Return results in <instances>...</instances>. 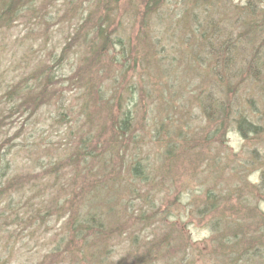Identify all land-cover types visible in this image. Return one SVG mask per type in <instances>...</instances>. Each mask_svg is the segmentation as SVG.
<instances>
[{"label":"rangeland","instance_id":"rangeland-1","mask_svg":"<svg viewBox=\"0 0 264 264\" xmlns=\"http://www.w3.org/2000/svg\"><path fill=\"white\" fill-rule=\"evenodd\" d=\"M46 1L47 4L34 1L32 9L26 11L21 19L7 30H0V73L3 75L0 95L3 85L11 81L20 82L29 69L45 60L48 51L58 52L65 41L64 33H67L70 15L75 11L68 7L69 0ZM86 1L75 9L81 12ZM162 2L161 14H152L151 22L146 21L139 34L138 31L132 33L131 40L142 46L140 51L147 50V44H153L150 51L152 61L132 52L124 56L128 59L121 56L118 62H114L108 76H100L105 97L111 98L114 92L116 98L117 95L122 97L120 80L123 70L120 63L131 64L123 72V83L132 94L129 96L123 91L121 105L126 102L134 117L131 123V135L134 136L129 141L127 138L122 140L125 145L122 150L107 151V158L102 155L106 150H102V145H96L100 136L98 125L110 112L94 110L80 91L68 90L67 63L58 71V77L64 79L61 81L64 98L59 111L66 123L51 126L48 114H52L53 106L45 105L28 118L27 124L26 114L11 117V126H15L16 131L21 124L25 127L11 139L14 147L8 148V142H3L0 181L15 175L33 177L30 176L22 191L0 199V214L7 215L11 207L26 214L40 208L39 216L42 217L38 216L34 222L29 221L25 225H16V229L22 227L23 230L16 231V235L14 233V248L3 250L0 264H140L138 258L148 249L150 251L143 264H181L182 257L189 264H223L229 257L218 254V240L210 224H220L222 232H228L225 224H232L240 232L241 227L244 231L246 224L248 227L253 224L256 230L247 229L246 238L255 245L243 249L236 244L243 249L236 259L242 264H264V238L259 230L264 228V185L260 179L264 170V132L242 137L236 129L240 115L255 119L262 114L261 94L249 85L250 78L239 85L238 92L228 94L225 90L227 84L221 80L219 57L213 53L200 51V56L204 57L199 60L200 64L195 63V59H187L189 44L197 37L179 33L175 25L182 20L184 9L192 4L186 0ZM245 2L218 0L215 9L205 11L201 8L198 22H204L203 12H213L214 18L219 19L221 30L218 31L222 34L215 36L216 47L218 40L227 37L236 44L239 25L229 20L236 10H228V7L240 10L245 8ZM135 3L139 4L137 0H119L117 5L125 9ZM205 5L207 8L211 6ZM193 12L197 15L198 10ZM38 15L44 16L40 20L35 18ZM153 15L158 18H153ZM254 16L257 15L250 18ZM44 20H48L50 25ZM185 20L191 21L192 18ZM165 27L171 28L168 31ZM222 29H228L227 34H223ZM42 32H46V36ZM135 33L138 34L137 39ZM250 45L245 40L237 43L239 61L249 57ZM30 46L32 50L29 51ZM116 56L119 57L118 54ZM70 59L75 63L72 57ZM260 60H264V55ZM191 61L192 65H187ZM113 79L114 86L111 83ZM225 94H228L229 101ZM83 104L88 106V111L82 110ZM224 105L227 114L230 113L228 117L223 112ZM100 108L103 109L102 106ZM2 111L4 108L0 102V113ZM6 129L7 126L1 129L0 141L15 132V129ZM155 130L161 136L160 141H156L157 137L151 140ZM179 133L182 137H175ZM85 134L93 136L89 141L93 149L85 154V158L82 155L72 157L74 145L79 146ZM107 136L108 132H105L104 138ZM57 160L64 161V164L60 166ZM132 165L139 169L136 176L144 175L146 181L132 179ZM110 167L120 179L105 185L103 176ZM82 176L90 178V181L83 185ZM71 179L76 180L78 187L69 182ZM129 181L133 188L124 191ZM72 192L78 194L73 207L76 219L77 216L94 213L102 218L103 224H109L120 232L111 233L110 239L104 243L91 237L89 245L81 251L74 248L71 252L65 243L72 233L71 226L64 224L67 214L60 217V210L55 209L61 205L66 208ZM39 202L42 204L37 205ZM201 211L212 212L205 214ZM8 219L11 220L10 217ZM5 228L13 229L12 226ZM4 237V232H0V245ZM154 241L158 243L154 245ZM150 242L151 247L147 244ZM77 244L80 243H72V246ZM94 247L102 249L103 253L97 260L93 256Z\"/></svg>","mask_w":264,"mask_h":264},{"label":"trees","instance_id":"trees-1","mask_svg":"<svg viewBox=\"0 0 264 264\" xmlns=\"http://www.w3.org/2000/svg\"><path fill=\"white\" fill-rule=\"evenodd\" d=\"M34 1H40L41 4L48 3L46 0H0V30H7L14 22L21 19V16H23L26 11L32 9ZM84 1L85 0H69L68 2V7H70L71 11L74 10L76 13L74 12L73 15H70V23L68 22L66 28L67 33H64L65 41L61 46V49L59 48V51L56 53L52 50L48 51L49 53L45 55V60H40L33 66V69H29L28 73L23 76V79L20 82L16 83L15 81H11V83L2 86L3 93L0 95V102L4 111L0 113V131L4 126H7L6 130L15 129V126H11L13 123L11 117L16 114H19V116L26 114L25 122L27 124L28 118L35 115L43 105L48 107L53 106L52 114H48V119H51V126L62 125L67 122L66 120L63 121L64 115L59 111L60 103H62L64 98L61 90V81L64 79L63 77H58L60 74L58 71H60L61 68H63L62 66L67 63V65H69V72L66 76L68 90L72 92L80 91V94L84 95L89 100L90 105L94 106V110H107L110 112V114H107V117H103L104 122H100L98 125L100 127V136L96 143V145L103 146V151L106 150L102 155L107 158L108 156L106 157L105 155L107 151L112 152L114 149L122 150L125 147V145L122 144V140L127 138L126 140L129 141L128 139L134 136L131 135V123L134 122V117L131 115V110L126 107V102L125 105H121L124 99L123 91H126V95L130 96V94H132V91L126 88L127 85L123 83L125 75L123 72L124 70L129 69L131 64L125 65L124 62L120 63L123 70L121 74L122 78L120 77V84L122 83L123 85V87H120V95H122V97L117 95L116 98V92H114V95L111 98L105 97L100 84V79L102 78L100 76L102 74L108 76V71L112 70L114 62H118L121 56L124 57L125 55H130L132 52H134L136 56L142 57L143 59L148 57L150 58V61H152L150 51H152L153 44H147V50H144V52L140 51L139 49H141L142 46L138 44V42L135 43V40H131L133 38L132 33L138 31L139 34L141 32L140 28H145L144 24L146 25V21L151 22L152 14H161L159 9L162 8L163 0H137L139 4L135 3L132 6L129 4L128 8L124 6L125 9L117 5L119 0H87L85 9L82 8L83 10L81 9V12L79 9H75L77 6L79 7L83 5ZM186 2H190L192 6L184 9L185 12L182 16V20H178V24L175 25L176 30L179 33L184 32L187 37H197L189 44L186 53L188 56L186 58L192 60L195 59L194 62L199 63V60L204 58L203 56H200V51H207L210 54L213 53L214 56H218L219 60L217 62L220 64L219 68H225L224 72L220 75L222 82L224 81L223 84H227L225 89L227 93L230 90L238 88L239 85L250 78L251 84L249 85L257 88L261 94L260 103L263 107V110L261 111L262 114L257 115L255 119H252L251 116H246V114L240 115L236 120V129L242 137H246L249 134L258 135L262 130V132H264V60H260V57L264 55V34L259 35V42L256 43L258 39L249 37L247 35V30L242 31V33H239V31L236 33L237 37H235V41H237L236 44H234V40L227 37L218 40L216 47V38L219 37L217 35L222 34V32L218 31L221 30L218 25L219 19L216 17L214 18L213 12L211 14L203 12L204 22H198V19L201 17V8L205 11L215 9V3L218 2V0H186ZM206 3L211 6H208L209 8H207L205 5ZM244 4L245 8L240 10H237L234 7H228V10L231 8L236 10L235 15L233 16L234 18L231 16L229 20L235 23L237 22V25H240L242 29H245V27L246 29L255 28L259 31V29L264 28V0H246ZM194 9L198 10L197 15L193 12ZM223 10L227 13L226 7H224ZM241 14L244 16L240 17ZM253 14L257 16L250 18ZM236 15H238V18ZM43 16L44 15H38L35 18L41 20ZM246 17L250 18V24L247 23ZM35 18L33 17V19ZM153 18L158 17L153 15ZM188 18H192V20H185ZM220 20L222 21V18H220ZM46 22L49 26L50 22L44 20V23ZM171 27H174V25ZM165 28L169 31L168 27ZM227 30L222 29L223 34H227ZM42 33L46 36V32ZM138 34L135 33L136 39L138 38ZM240 40H245L248 44H251L249 57L246 60L242 58L241 61H239L240 55L237 48V43ZM193 46L194 48L192 49ZM1 49L0 44V52ZM30 50H32V46H30L29 51ZM189 52L192 54L190 55ZM71 53L72 56H70ZM117 54L119 57L116 56ZM70 57L73 58L72 60L75 61V63L71 62ZM124 59L126 60L128 58L124 57ZM229 62H232L231 68H229ZM187 65H192V61L188 62ZM216 74L218 73L216 72ZM216 76L218 75H215V77ZM238 76H240V78L237 81H231ZM2 77L3 75L0 73V80ZM105 78L108 77H104L103 79ZM210 80L212 81V79ZM118 82L119 81H117V84ZM111 83L114 86V79L111 80ZM133 88H135V86ZM228 94H225V97H227ZM128 100H130V97ZM227 100L229 101V97H227ZM98 104L102 106L103 109L100 108ZM87 107V105L83 104L82 110L88 111ZM223 112H225L224 114H227L225 105ZM205 113L207 114L206 110ZM229 114L230 113L227 114V117ZM23 127H25L24 124H21L17 131L15 129L12 136H7L3 141L1 140L0 150L3 147V142H8V148L14 147L15 143H13V140L11 139H14L17 134L19 135L20 131L23 130ZM105 132H108L106 138H104ZM156 133L157 130H155L154 136L151 138L152 141H154L156 137V141H160L161 136ZM180 136L182 137V134L179 133V135H176L175 137ZM92 137L93 136H90L89 134H85L79 142V146L74 145L75 151H72V157L82 155V157L85 158V154L93 149L92 146L89 145V141ZM183 138L186 139V137ZM23 145L25 146L26 144ZM168 146L173 148L170 144H168ZM174 148H177V146H174ZM118 157L120 159L121 155L118 154ZM1 160L2 156L0 155V162ZM56 163L62 166L64 161L57 160ZM72 165L73 164H70V166ZM108 169L109 170L106 171L103 176L105 185L107 182L114 183L120 179V176L115 174L113 170H111V167ZM130 169L133 174L131 175L132 179L136 178L138 182L140 181L139 179L146 181L144 175L136 176L137 171H139L138 167L132 165ZM71 171L73 174H77L75 170ZM4 173L5 172H2V174ZM30 176L23 177L21 175H15L12 177H6L5 181H0V199L9 196L11 193H16L19 190L22 191L24 189V184L30 180ZM32 177L33 176H31V178ZM80 179L83 185L90 181V178L84 176ZM260 179L261 183L264 185V170L260 173ZM69 182L74 183L75 187H78L76 180L71 179ZM141 184L143 183L141 182ZM125 186L126 190L124 191L129 189L132 190L133 188L131 181L126 183ZM100 192L106 194L104 190H101ZM71 194L72 196L68 199L69 204L66 208L61 205L59 208L55 209V211L60 210V217L67 214V219L64 224L71 226L72 233L65 243L66 246H70V251L73 252L74 248L81 251L84 247L90 244L89 239H91V237L102 243H104L103 241L109 240L110 234L116 229H112L109 224H107V226L106 224H103L102 218L94 213L85 214V216L80 217L77 216L76 219L73 207L75 206L74 203L78 198V194L74 192ZM210 199L212 198H208L207 200ZM41 204L42 203L39 202L37 205ZM215 208L216 207H214L212 211H214ZM39 209L40 208L33 209L26 214L24 211H16V207H11L7 211V215L0 214V232L3 231L5 234L4 242L0 245V256L4 249L12 250V247L14 248L16 241L14 236L16 235V231L22 232L23 230L22 227L16 229V225H25V223L29 221L34 222L40 214L41 210L39 211ZM212 211L201 212L209 214ZM25 214L28 216H25ZM9 217L11 220L8 219ZM41 217L42 215L39 216V218ZM225 225L228 226V232H222L220 230V224H210V227L215 231V237L218 240V248H216L220 251L218 254L229 257V259L225 260L223 264H242L240 260L236 259L241 250L252 248L253 245H255V243H251L247 240V229L254 232L256 228H253V224H249V227L248 224H246L244 231L241 227L242 232H240L232 224ZM5 226H12L13 229H6ZM259 230L262 238H264V228L261 227ZM119 232L120 231H115L114 234H118ZM76 242H79L80 244L72 246V243ZM154 243V245H156L158 242L154 241ZM147 244L151 247L152 242ZM236 244L243 249L238 248ZM104 246L105 245H103V249ZM93 250V256L96 260L99 255L103 256L102 249L94 247ZM149 251L150 249L144 251L138 258L140 264H143L142 262ZM180 262L181 264H189L185 257H182Z\"/></svg>","mask_w":264,"mask_h":264},{"label":"bare ground","instance_id":"bare-ground-1","mask_svg":"<svg viewBox=\"0 0 264 264\" xmlns=\"http://www.w3.org/2000/svg\"><path fill=\"white\" fill-rule=\"evenodd\" d=\"M249 20H250V18L249 17H246V21H247V23H249L250 24V22H249ZM237 23V22H236ZM245 30H247V35L249 36V37H252V38H255V39H258L259 38V35L260 34H264V28H262V29H259V31H258V29H255V28H252V29H246V27H245V29H242V27L239 25V33H242V31H245ZM147 63V62H146ZM231 64H232V62H229V68H231ZM225 69V68H224ZM224 69L222 68L221 69V72H224ZM239 88L240 87H238V88H236V90L235 89H233V90H230L229 92H231V91H239ZM228 92V93H229ZM9 177V176H8ZM6 180V178L3 180V181H5Z\"/></svg>","mask_w":264,"mask_h":264}]
</instances>
